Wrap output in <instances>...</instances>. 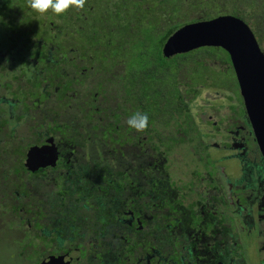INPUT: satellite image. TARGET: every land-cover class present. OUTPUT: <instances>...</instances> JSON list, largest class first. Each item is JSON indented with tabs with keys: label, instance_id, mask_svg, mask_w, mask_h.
I'll use <instances>...</instances> for the list:
<instances>
[{
	"label": "flooded vegetation",
	"instance_id": "obj_1",
	"mask_svg": "<svg viewBox=\"0 0 264 264\" xmlns=\"http://www.w3.org/2000/svg\"><path fill=\"white\" fill-rule=\"evenodd\" d=\"M93 11H0V210L22 251L37 264H264V154L241 93L223 106L200 85L171 112L175 94L136 86L147 75L86 40Z\"/></svg>",
	"mask_w": 264,
	"mask_h": 264
},
{
	"label": "trees",
	"instance_id": "obj_2",
	"mask_svg": "<svg viewBox=\"0 0 264 264\" xmlns=\"http://www.w3.org/2000/svg\"><path fill=\"white\" fill-rule=\"evenodd\" d=\"M94 1L96 8L86 27L91 29V35H87L86 40L94 44L102 55H110L111 60L119 58L117 53L121 58L129 59L131 74L147 75L146 78H135L136 86L145 81L148 85L161 86L157 89L146 86L147 92L175 94L178 103L174 104L171 112L177 110L182 113L181 100L196 91L197 86L209 85L210 90L220 87L233 91L239 89L230 57L223 49L205 47L172 58L165 57L163 47L178 29L189 23L232 16L247 23L261 48L264 47V0ZM28 8L26 0L17 3L5 0L0 11L1 15L14 19L16 15L13 16L11 11L20 9L26 13ZM93 34L97 37L91 39ZM218 60L225 67L221 78L217 71Z\"/></svg>",
	"mask_w": 264,
	"mask_h": 264
},
{
	"label": "water",
	"instance_id": "obj_3",
	"mask_svg": "<svg viewBox=\"0 0 264 264\" xmlns=\"http://www.w3.org/2000/svg\"><path fill=\"white\" fill-rule=\"evenodd\" d=\"M205 47L228 53L249 122L264 154V51L254 32L232 16L189 23L167 40L163 53L172 58Z\"/></svg>",
	"mask_w": 264,
	"mask_h": 264
},
{
	"label": "rangeland",
	"instance_id": "obj_4",
	"mask_svg": "<svg viewBox=\"0 0 264 264\" xmlns=\"http://www.w3.org/2000/svg\"><path fill=\"white\" fill-rule=\"evenodd\" d=\"M87 7L88 8H96V2L94 0H87ZM88 13V12H87ZM264 45V44H263ZM3 47L2 42L0 41V49ZM264 50V47L262 48ZM233 79V76L231 77ZM225 90V91H224ZM216 91H220V97H222V105L225 106L229 103V101L225 99V96L228 92H233L236 96V100H240V92L239 89H235L234 91L227 89L226 87H220ZM210 97L213 100V96H215V92H210ZM208 98V95H205ZM204 102H202L203 104ZM206 103V101H205ZM234 103V102H232ZM214 103L211 101V105ZM211 112V110H207ZM212 113V112H211ZM208 114V113H207ZM0 184L1 177H0ZM3 189V188H2ZM10 216H6L3 210H0V264H37V257L30 258L31 256H27L26 252H23L20 248L22 246V241L19 243V235H22L23 232L17 231L16 225H12V228L9 229L11 222ZM18 241V243H17ZM34 253H32L33 255ZM38 255V254H37Z\"/></svg>",
	"mask_w": 264,
	"mask_h": 264
},
{
	"label": "clouds",
	"instance_id": "obj_5",
	"mask_svg": "<svg viewBox=\"0 0 264 264\" xmlns=\"http://www.w3.org/2000/svg\"><path fill=\"white\" fill-rule=\"evenodd\" d=\"M86 2L87 0H26L32 11L40 15L51 12L57 16L67 13L71 8L83 10ZM148 122V114L139 110L132 113L126 121L127 126L138 133L147 130Z\"/></svg>",
	"mask_w": 264,
	"mask_h": 264
}]
</instances>
